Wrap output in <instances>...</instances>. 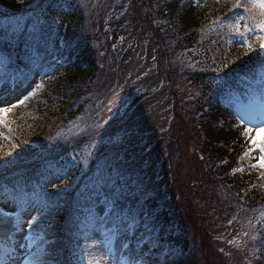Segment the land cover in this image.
Segmentation results:
<instances>
[{
    "label": "trees",
    "instance_id": "1",
    "mask_svg": "<svg viewBox=\"0 0 264 264\" xmlns=\"http://www.w3.org/2000/svg\"><path fill=\"white\" fill-rule=\"evenodd\" d=\"M131 5L151 32L159 69L170 82L182 79L192 90L190 109L184 114L175 98L173 122L157 135L166 148L159 170L171 176V184L158 188L151 165L128 155L124 144L100 143L116 122L77 134L103 92L97 36L82 1L0 0L5 69L25 75L51 56L60 61L34 97L0 117V195L55 183L42 191L44 210L36 227L44 240L34 259L44 264H82L83 238L93 218L100 219L85 213L101 195L110 204L107 220H101L106 225L123 214L137 223V210L147 203L150 214H161L182 232L183 239L170 238L174 246L155 264H264V179L262 170L246 165L243 127L233 111L238 98L246 100L247 79L256 80L264 67L258 60L264 49L249 38L264 32L243 28L244 22L254 25L251 16L260 10L250 14L216 0ZM233 24L241 32L226 26ZM236 167L243 174L232 176ZM166 191L178 198H168ZM213 214L251 220V260L237 250L235 257L220 251L210 228ZM15 230V220L0 213V246L10 243ZM1 252L0 247V257Z\"/></svg>",
    "mask_w": 264,
    "mask_h": 264
},
{
    "label": "rangeland",
    "instance_id": "2",
    "mask_svg": "<svg viewBox=\"0 0 264 264\" xmlns=\"http://www.w3.org/2000/svg\"><path fill=\"white\" fill-rule=\"evenodd\" d=\"M81 1L97 36L103 92L92 107L87 120L78 127L77 134L89 133L117 121L118 125L114 126L100 143L124 144V151L128 155H136L140 157L142 164L151 165L153 176L157 175L156 178L159 179L157 187L165 188L171 184L172 179L170 175L164 176L160 173L166 148L157 141V135L166 132L173 122L175 98L180 100L186 110L184 114L190 109L192 90L182 79L174 78L170 82L165 72L159 69L151 32L134 14L131 0ZM116 25L120 27L117 31ZM53 69H56L54 61L49 67L37 65L33 67L32 73H29L28 81L21 85L4 81L0 73V109H7L0 111V117L5 118L16 104L23 102L40 84L42 76L51 73ZM254 90L260 102L253 100L254 103L249 104L237 103L233 109L245 127L253 129L251 136L261 145L264 129H257L264 125V91L256 88ZM244 144L248 149L252 140L245 138ZM83 149H86L83 150L84 153H88V148ZM257 159L258 149L248 157V165L252 167ZM171 195L178 198L174 192ZM38 201L30 195L26 198L1 201L0 211L17 219L18 232L13 235L12 245L3 254L0 264H41L36 262L33 256L39 250L41 241L35 234L37 224L33 225L31 231L26 226L30 220L39 218ZM96 203L95 211L100 215L109 210V205L102 199H98ZM89 214L91 212L88 211L87 215ZM145 214V211L142 212V219ZM213 217L210 228L221 252L226 256L235 257L234 251L239 250L245 255L244 251L251 237V222L239 221L235 216L219 218L213 214ZM123 228L128 229V223L109 232L88 233L86 240L90 244L82 248V255L80 254L84 264H89V260H93L94 264L97 260H100V264H154L158 252L162 253L167 248V243H155L160 238V229L148 227V223L131 231L129 239L119 236ZM170 230V224L163 227L165 235H168ZM143 247L146 248V253ZM250 257L252 258V252ZM244 258L248 260L247 256Z\"/></svg>",
    "mask_w": 264,
    "mask_h": 264
},
{
    "label": "snow or ice",
    "instance_id": "3",
    "mask_svg": "<svg viewBox=\"0 0 264 264\" xmlns=\"http://www.w3.org/2000/svg\"><path fill=\"white\" fill-rule=\"evenodd\" d=\"M217 3L223 2V3H231L233 8L236 9H243L246 12H249L250 14L253 12L254 9H259V16L252 15L251 19L254 21V25H247L243 26L244 32L253 31L255 28H258L261 32H264V0H251V3H245L244 0H216ZM240 19H243V17H240ZM218 21H213V24H217ZM229 27L232 31L241 32V25L233 24V25H226ZM243 34V33H241ZM257 43L259 44V47L261 49H264V36H258L257 37ZM248 51L253 50V44H248ZM260 62L264 64V57L260 58ZM40 87V86H38ZM35 95V93H33ZM0 111H7V109H0ZM264 129V125L261 126V128H258L257 131ZM253 129L251 127H247L246 130L243 131V136L246 138V140H252L251 146L245 151V156H251V153L258 149V159L255 164L252 165L253 168H259L262 171L260 172L261 179H264V146H261L256 143V141L252 138L251 133ZM57 188L60 186L57 185ZM39 223V218L32 219L30 222L26 224L29 231L33 230V225H36ZM247 235V233H245ZM89 264H94L93 260H89ZM95 264H100V260L95 261ZM134 264V262H132Z\"/></svg>",
    "mask_w": 264,
    "mask_h": 264
}]
</instances>
